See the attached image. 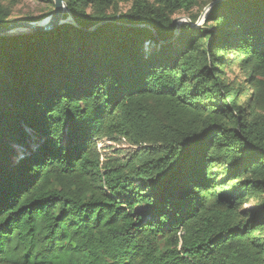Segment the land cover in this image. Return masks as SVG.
<instances>
[{
  "label": "trees",
  "instance_id": "1",
  "mask_svg": "<svg viewBox=\"0 0 264 264\" xmlns=\"http://www.w3.org/2000/svg\"><path fill=\"white\" fill-rule=\"evenodd\" d=\"M64 2L0 35V264H264V0Z\"/></svg>",
  "mask_w": 264,
  "mask_h": 264
},
{
  "label": "rangeland",
  "instance_id": "2",
  "mask_svg": "<svg viewBox=\"0 0 264 264\" xmlns=\"http://www.w3.org/2000/svg\"><path fill=\"white\" fill-rule=\"evenodd\" d=\"M213 2L206 4L202 8H193L190 12H187V13H185V12L176 13L174 15V20H175L177 26H180L181 24H184V23H189L194 28L195 27L199 28V27L203 26L205 23V18L207 16V14L209 13L210 9L212 8ZM129 5H130V3L129 4L128 3L122 4L120 11L125 12L126 10H128ZM44 12H45V5H43L40 1L20 0L19 3H17L16 5H14L11 8V14H10L11 23H15V22H19V21H26L25 20L26 17L36 19L35 21H32V22L42 23L47 19V17H45V18L40 17ZM192 12H193V14H195V13L197 14V18L194 22H191V20L189 18L190 17L189 13H192ZM39 18H42V19H39ZM65 21L67 23H72L74 20H72L70 18L69 14L67 13V17L65 18ZM62 23H65V22H62ZM74 25H75V23H74ZM23 33H28V32H15L12 35H18V34H23ZM177 35H178V33L176 32L174 38L170 39L169 41H175L177 38ZM143 46L146 50H150V48H153L151 45H147V42L143 43ZM231 55H232L231 51H226L223 49L218 50L216 52L217 58L220 59L219 60L220 64H222L221 61L223 58H225L227 61L231 58ZM220 64H218V66H220ZM235 76H236V78H238L239 82H243V80H244L243 72L238 70V65H231L230 68L227 69V77H226L225 83H227L229 81L231 82L233 80V78H235ZM235 87H236V85H234V88ZM97 146L102 152L108 151L109 146L116 147V148L125 147V145L124 146L116 145L115 143H111V142L104 141V140H98ZM219 181L220 180H218V182ZM256 206H257L256 200L254 198H250L249 203L245 204V207L248 209H254V208H256Z\"/></svg>",
  "mask_w": 264,
  "mask_h": 264
},
{
  "label": "water",
  "instance_id": "3",
  "mask_svg": "<svg viewBox=\"0 0 264 264\" xmlns=\"http://www.w3.org/2000/svg\"><path fill=\"white\" fill-rule=\"evenodd\" d=\"M54 8L47 19L42 23H36L32 21H19L0 27V35L13 34L15 32H37L50 30L58 26L62 22H66L64 13H68L64 0H53ZM69 14V13H68ZM73 20L72 16L69 14ZM74 24V21L72 22ZM226 96V95H225Z\"/></svg>",
  "mask_w": 264,
  "mask_h": 264
}]
</instances>
